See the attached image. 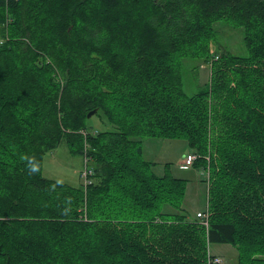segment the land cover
<instances>
[{"label":"trees","instance_id":"16d2710c","mask_svg":"<svg viewBox=\"0 0 264 264\" xmlns=\"http://www.w3.org/2000/svg\"><path fill=\"white\" fill-rule=\"evenodd\" d=\"M218 22L246 55L215 45ZM190 59L210 78L187 95ZM145 139L199 156L206 225ZM62 142L87 185L43 176ZM212 243L264 264V0H0V264H210Z\"/></svg>","mask_w":264,"mask_h":264},{"label":"rangeland","instance_id":"374dc122","mask_svg":"<svg viewBox=\"0 0 264 264\" xmlns=\"http://www.w3.org/2000/svg\"><path fill=\"white\" fill-rule=\"evenodd\" d=\"M216 46L222 50L238 55H246L242 43V32L239 28L218 22L215 24ZM213 47L215 48L214 44ZM182 70L183 88L187 95H192L210 78L209 64H202L198 59H190ZM216 60V59H214ZM187 62V61H185ZM196 66L195 68H192ZM199 85V86H197ZM197 86V87H196ZM93 116V115H92ZM91 116V117H92ZM90 117V118H91ZM103 119L93 117L90 124L100 130L110 129L105 126ZM142 158L146 162L155 163L153 172L157 175L168 174L185 181V194L182 202V214L194 218L197 213L204 212L207 207V171L192 166L184 167L182 162L191 153L185 141L145 139L141 143ZM87 156L74 155L67 144L62 142L57 149L45 153L42 158L43 176L50 180L67 183L71 186L84 185V169ZM208 252L212 259L217 258L219 264H233L237 261L238 251L229 244L208 245Z\"/></svg>","mask_w":264,"mask_h":264},{"label":"built area","instance_id":"2783aa9c","mask_svg":"<svg viewBox=\"0 0 264 264\" xmlns=\"http://www.w3.org/2000/svg\"><path fill=\"white\" fill-rule=\"evenodd\" d=\"M195 158H196L195 155L187 154L183 158V162H182L183 166L189 168L192 165V163L195 160ZM82 176L85 178V174L82 175ZM196 217L199 218V219H201V220H203V223L206 225L207 224L206 220H207V217H208L207 208H206V210L203 213L202 212L197 213L196 214ZM210 260L213 263H215V264H219V260L217 258L210 259Z\"/></svg>","mask_w":264,"mask_h":264},{"label":"bare ground","instance_id":"6f19581e","mask_svg":"<svg viewBox=\"0 0 264 264\" xmlns=\"http://www.w3.org/2000/svg\"><path fill=\"white\" fill-rule=\"evenodd\" d=\"M190 154L195 155V157H196L195 160L193 161V163H194V162L197 160V158H198L199 156H198L197 154L193 153V152H191ZM193 163H192V165H193ZM192 165H191V166H192ZM84 171H85V172H84V174H85V178H84V182H85V184H84V185H87V184L89 183V181H88V179H87V175L90 174L91 172H90V170H88L87 168H85ZM207 175H208V173H207ZM208 261H209V263L211 264V260L208 259Z\"/></svg>","mask_w":264,"mask_h":264},{"label":"water","instance_id":"95a60500","mask_svg":"<svg viewBox=\"0 0 264 264\" xmlns=\"http://www.w3.org/2000/svg\"><path fill=\"white\" fill-rule=\"evenodd\" d=\"M95 112H96L95 110L89 112V113L87 114V118L89 119L92 115L95 114Z\"/></svg>","mask_w":264,"mask_h":264},{"label":"crops","instance_id":"0c3cea01","mask_svg":"<svg viewBox=\"0 0 264 264\" xmlns=\"http://www.w3.org/2000/svg\"><path fill=\"white\" fill-rule=\"evenodd\" d=\"M186 154H190L189 152H187ZM183 159V158H182Z\"/></svg>","mask_w":264,"mask_h":264}]
</instances>
